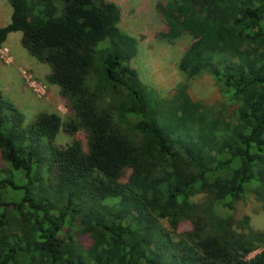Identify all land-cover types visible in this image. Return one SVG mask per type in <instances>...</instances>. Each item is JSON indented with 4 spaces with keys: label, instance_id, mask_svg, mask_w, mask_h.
<instances>
[{
    "label": "trees",
    "instance_id": "16d2710c",
    "mask_svg": "<svg viewBox=\"0 0 264 264\" xmlns=\"http://www.w3.org/2000/svg\"><path fill=\"white\" fill-rule=\"evenodd\" d=\"M7 2L0 47L20 31L69 116L24 124L0 88V264H264V227L233 214L264 207V0L156 3V38L191 37L178 69L210 75L226 113L142 82L115 2Z\"/></svg>",
    "mask_w": 264,
    "mask_h": 264
},
{
    "label": "rangeland",
    "instance_id": "374dc122",
    "mask_svg": "<svg viewBox=\"0 0 264 264\" xmlns=\"http://www.w3.org/2000/svg\"><path fill=\"white\" fill-rule=\"evenodd\" d=\"M111 1L120 8V28L138 40L137 54L129 63L137 70L144 84L152 87L163 99H168L180 83L186 82L187 90L194 99L205 105L221 108L226 113L225 99L210 75L203 74L186 80L178 69V62L190 44L191 37L184 34L173 42L156 38L155 33L164 28V23L156 12V3L162 0ZM10 13L11 6L7 0H0V27L9 22ZM17 37L18 35L10 36L0 47V88L4 97L23 113L24 124H29L44 110L55 112L62 119L67 118L69 113L58 85L47 81L49 65L31 56ZM75 136L85 145L84 131L80 130ZM70 141V135L63 129L56 134L55 142L58 145L64 146ZM233 214L236 218L248 216L254 229L264 227V207L251 193L236 204ZM188 228L190 224L184 222L179 229ZM259 250L251 252L248 257H253Z\"/></svg>",
    "mask_w": 264,
    "mask_h": 264
},
{
    "label": "crops",
    "instance_id": "0c3cea01",
    "mask_svg": "<svg viewBox=\"0 0 264 264\" xmlns=\"http://www.w3.org/2000/svg\"><path fill=\"white\" fill-rule=\"evenodd\" d=\"M11 14V13H10ZM6 25V24H5ZM4 26V25H3ZM19 33H20V31H14V32H10L8 35H7V37H6V39L7 38H9L10 36H16V35H18V40H20L21 39V35H19ZM6 41V40H5Z\"/></svg>",
    "mask_w": 264,
    "mask_h": 264
}]
</instances>
